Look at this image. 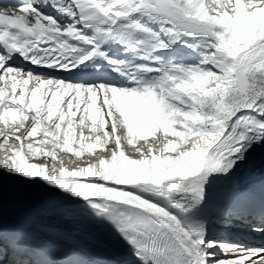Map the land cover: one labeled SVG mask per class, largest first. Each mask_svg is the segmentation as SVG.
<instances>
[{
	"label": "snow or ice",
	"instance_id": "1",
	"mask_svg": "<svg viewBox=\"0 0 264 264\" xmlns=\"http://www.w3.org/2000/svg\"><path fill=\"white\" fill-rule=\"evenodd\" d=\"M257 152L264 0H0V264H264Z\"/></svg>",
	"mask_w": 264,
	"mask_h": 264
},
{
	"label": "bare ground",
	"instance_id": "2",
	"mask_svg": "<svg viewBox=\"0 0 264 264\" xmlns=\"http://www.w3.org/2000/svg\"><path fill=\"white\" fill-rule=\"evenodd\" d=\"M239 180L242 186L259 185L264 180V153L257 152L243 166L239 173ZM30 201L39 205L53 202L54 198L37 189L31 190ZM9 212L13 209V202L7 201ZM86 231L89 233V243L99 255L107 260L109 264H132L133 258L127 246L119 237L107 227L89 226ZM260 243L259 240L255 241Z\"/></svg>",
	"mask_w": 264,
	"mask_h": 264
}]
</instances>
